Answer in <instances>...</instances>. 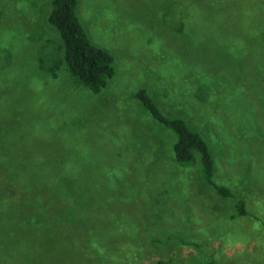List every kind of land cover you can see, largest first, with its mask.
Listing matches in <instances>:
<instances>
[{"label": "rangeland", "instance_id": "1", "mask_svg": "<svg viewBox=\"0 0 264 264\" xmlns=\"http://www.w3.org/2000/svg\"><path fill=\"white\" fill-rule=\"evenodd\" d=\"M49 10V0H0V176L39 175L44 217L28 194L0 191V264H264V0H78L90 40L113 58L97 94L55 68ZM192 71L234 88L232 101L223 90L210 101L228 111L208 103L186 118L227 197L197 158L173 161L171 137L132 98L143 87L186 117L173 87Z\"/></svg>", "mask_w": 264, "mask_h": 264}, {"label": "trees", "instance_id": "2", "mask_svg": "<svg viewBox=\"0 0 264 264\" xmlns=\"http://www.w3.org/2000/svg\"><path fill=\"white\" fill-rule=\"evenodd\" d=\"M77 2L78 0H49L50 10L47 14L46 22L56 31L60 48V63L56 62L55 68H57L58 64H61L63 71L70 80L91 93L97 94L106 87L108 84L107 81L114 75L113 58L107 50L95 45L90 40L77 14ZM229 50L231 49L228 47L225 53H228ZM230 54L232 55L231 51ZM232 56L234 57V55ZM184 78L187 86L182 81L181 89L176 85L173 87V90H175L174 93L176 95L180 94L186 102L188 101L189 111H186V117L175 112L165 113L156 103L154 97L143 87L137 88L132 93V98L138 103L139 108L147 115L150 121L167 135L168 140L171 137L168 144L169 153L173 161L182 163L183 165L193 163L195 158H197L199 171L205 182L213 188L217 195L221 197L230 196L228 189L213 183L212 173L214 167L210 148L205 137L201 132L192 128L186 118L190 117L189 114L195 112V109L198 110L196 116L198 118L201 117L202 109L205 105L210 103L213 106L210 102L213 96L216 95L217 97L221 90L227 93L230 90L233 91L234 88H222L221 85L213 87L208 81L202 79V76L197 71H192L190 75H184ZM226 84L228 85L229 82H226ZM226 84L222 86H227ZM219 88L220 90H218ZM240 90L242 91V98L237 100L238 106L240 104L243 105V99H247L243 89ZM174 93L169 94V96H172ZM165 94L168 97V94ZM228 95L232 101V93L229 92ZM193 103L198 104L199 108L197 106L194 107L195 105H190ZM217 105L219 106L218 103ZM217 105L213 107L217 108ZM219 107L224 108L226 111L229 110L223 104ZM23 175L24 177L29 176L25 173ZM30 178L31 181L28 183L22 182L24 183L22 184L20 182L19 184H13L11 182L12 180L8 181L0 176V180L2 179L0 191L3 201L10 196L13 199L18 191L28 194L27 196H29L31 203L30 206L35 209L34 216L44 218L41 213L36 212V209L43 205L38 203L43 201L42 192L40 190L38 192L35 189L39 185L41 177L39 175H31ZM3 189H6V191ZM37 194L40 198L38 202H36ZM56 197V200H59L63 198V195L60 193ZM68 208L70 216H73V210L70 207ZM236 212L237 214H243L245 212L242 201L237 203ZM28 223L36 226L30 220ZM204 264L218 263L205 262Z\"/></svg>", "mask_w": 264, "mask_h": 264}]
</instances>
